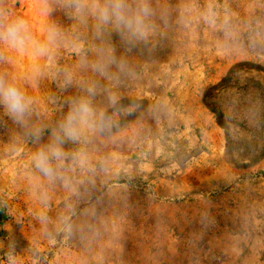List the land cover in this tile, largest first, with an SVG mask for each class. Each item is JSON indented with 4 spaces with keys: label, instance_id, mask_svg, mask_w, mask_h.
<instances>
[{
    "label": "rangeland",
    "instance_id": "obj_1",
    "mask_svg": "<svg viewBox=\"0 0 264 264\" xmlns=\"http://www.w3.org/2000/svg\"><path fill=\"white\" fill-rule=\"evenodd\" d=\"M105 3L0 0V34L25 25L0 78L33 101L22 123L0 105V264H264V0H127L146 40ZM89 88L111 126L48 178L35 154Z\"/></svg>",
    "mask_w": 264,
    "mask_h": 264
},
{
    "label": "clouds",
    "instance_id": "obj_2",
    "mask_svg": "<svg viewBox=\"0 0 264 264\" xmlns=\"http://www.w3.org/2000/svg\"><path fill=\"white\" fill-rule=\"evenodd\" d=\"M98 13L100 24L114 23L117 27L125 29L131 36L142 40H146L149 35L147 18L151 15V10L146 3H141L138 8L132 9L127 0H106L105 5L99 7ZM24 31L23 21H17L8 25L6 31L0 36L13 44L22 45L25 40ZM56 39L55 32L48 37L51 44H55ZM110 62L116 63L114 59ZM97 70L103 73L104 66L97 65ZM70 83V79L66 80L61 87L66 88ZM87 92V96L71 101L63 121L52 132L51 143L35 154V167L48 178L55 175L53 162L62 163L66 157L62 147L66 140L77 142L85 132H103L111 126L112 118L107 115L106 110L93 105L92 97L96 95L95 89L89 88ZM109 101L115 107L117 98L111 96ZM32 103V99L14 83H7L0 78V105L14 120L22 123L30 119L33 115ZM43 131V128L37 130L36 139L40 138Z\"/></svg>",
    "mask_w": 264,
    "mask_h": 264
},
{
    "label": "trees",
    "instance_id": "obj_3",
    "mask_svg": "<svg viewBox=\"0 0 264 264\" xmlns=\"http://www.w3.org/2000/svg\"><path fill=\"white\" fill-rule=\"evenodd\" d=\"M230 72H231V71H230ZM228 79H229V78H224L220 83H218V84L216 85V87H217V86H222L223 83H225ZM120 100H123V98H120ZM207 104H208V107H209L213 112H215V113L217 114L218 118H219V117H220V114H219V112L216 110V108H214V106H212L211 104H209V102H208ZM130 184H134V182H130ZM136 185H138L140 188H144V187H145L144 184H138V183H136Z\"/></svg>",
    "mask_w": 264,
    "mask_h": 264
}]
</instances>
